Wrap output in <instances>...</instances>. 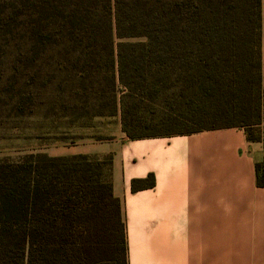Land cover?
I'll list each match as a JSON object with an SVG mask.
<instances>
[{
    "label": "trees",
    "instance_id": "trees-1",
    "mask_svg": "<svg viewBox=\"0 0 264 264\" xmlns=\"http://www.w3.org/2000/svg\"><path fill=\"white\" fill-rule=\"evenodd\" d=\"M140 3L112 0L114 16L110 9L105 19L89 17L86 9L78 4L80 9L74 8L71 2L0 0V63L37 59L54 40L58 12L66 11L69 38L76 48L84 44V61L94 67L103 51L117 63L113 83L126 84V66L142 87L147 82L152 95H158L161 82L169 81L171 87L186 74L212 100L207 111L165 117L166 130L153 133L137 130L138 121L129 118L121 100V130L127 138L241 127L247 140L260 141L264 0H157L138 9ZM114 37L142 39L118 41L114 50ZM102 43L107 51L98 50ZM231 72L238 80L229 78ZM116 106L114 98L109 114ZM209 117L236 122L191 126ZM175 122L186 127L173 129ZM110 167V154L98 159L30 152L15 161L0 160V264H127L125 225L120 201L112 192ZM255 169L261 184L262 165L257 163ZM153 186L152 174L131 182L132 190Z\"/></svg>",
    "mask_w": 264,
    "mask_h": 264
},
{
    "label": "crops",
    "instance_id": "crops-1",
    "mask_svg": "<svg viewBox=\"0 0 264 264\" xmlns=\"http://www.w3.org/2000/svg\"><path fill=\"white\" fill-rule=\"evenodd\" d=\"M261 76L260 141L241 127L138 139L120 127L101 152L59 155L111 154L127 264H264V16ZM148 174L154 186L132 190Z\"/></svg>",
    "mask_w": 264,
    "mask_h": 264
},
{
    "label": "rangeland",
    "instance_id": "rangeland-1",
    "mask_svg": "<svg viewBox=\"0 0 264 264\" xmlns=\"http://www.w3.org/2000/svg\"><path fill=\"white\" fill-rule=\"evenodd\" d=\"M59 1L86 9L89 17L104 16L106 19L110 9L114 16L112 0L110 4L109 0ZM155 1L141 0L137 7L146 8ZM124 7L126 11L130 9L128 3ZM58 15L54 40L37 59L16 65L7 59L0 63V160L15 161L30 152H44L50 156L79 151L101 152L110 147L107 140L112 139L121 127V100L129 118L138 121L137 130L143 133L165 131L167 126L162 121L167 116L181 117L190 111L212 108V100L196 85L195 79L186 74L181 75V82L171 84V87L169 81L161 82L158 95H152L153 90L147 82L144 81L142 87L141 79L132 77L133 72L126 66L123 78L126 84H120L119 80L113 83L112 74L117 75V63L113 65L101 51L97 64L94 67L88 65L80 56L84 44L76 48L69 38L68 13L59 11ZM64 25L67 27L63 29ZM141 39L114 37V50L118 41L134 43ZM97 48L108 49L103 43ZM10 52L6 51L7 56ZM144 74L149 76L148 71ZM228 76L235 80L239 78L233 72ZM114 98L117 108L114 114H109ZM99 111L104 114H98ZM230 122L236 120L209 117L192 121L191 126ZM183 127L186 126L182 123L173 124V129ZM107 155L89 156L105 159Z\"/></svg>",
    "mask_w": 264,
    "mask_h": 264
}]
</instances>
